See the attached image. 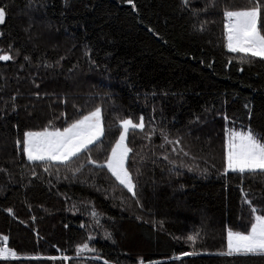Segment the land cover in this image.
<instances>
[{
    "label": "trees",
    "instance_id": "trees-1",
    "mask_svg": "<svg viewBox=\"0 0 264 264\" xmlns=\"http://www.w3.org/2000/svg\"><path fill=\"white\" fill-rule=\"evenodd\" d=\"M250 6L0 0V55L12 56L0 61V247L18 257L0 264H264L218 254L228 229L264 214V174L225 173L228 129L264 137V60L226 48L224 11ZM97 107L102 138L67 165L29 162L17 145ZM141 116L127 137L133 195L97 165L120 121Z\"/></svg>",
    "mask_w": 264,
    "mask_h": 264
},
{
    "label": "snow or ice",
    "instance_id": "snow-or-ice-1",
    "mask_svg": "<svg viewBox=\"0 0 264 264\" xmlns=\"http://www.w3.org/2000/svg\"><path fill=\"white\" fill-rule=\"evenodd\" d=\"M184 2L187 3V0ZM249 2L252 6L243 10L224 11L226 48L231 53H242L244 56L264 60V32L261 30V14L264 11V6L258 0H249ZM128 3L132 4V0H128ZM5 15V10L0 8V24L4 23ZM11 59L12 56L8 54L0 55V61ZM119 126L122 131L119 134V139L111 148L106 163L97 166L106 167L119 184L135 195V184L126 167L129 154L132 151L127 146L126 139L130 130L144 131V117L141 116L138 122L125 118L120 121ZM103 134L102 110L97 107L65 127L63 131L59 129L49 131L48 128L42 131H26L23 139L17 141V145H23L22 151L29 162L45 164L58 162L67 165L81 152L87 151L90 145L100 140ZM163 138L166 143L179 144L178 140H168L166 135ZM224 147L225 173L230 171L239 174H264V137L256 134L251 128L244 131L228 130ZM173 151L176 149L173 148ZM184 154L188 155L187 152ZM88 163L96 164V161L89 157ZM45 171H48L47 167H45ZM251 211L256 213L257 209L253 207ZM92 215L96 216L97 214L93 212ZM253 219L254 222L251 223L249 230H227L226 251L218 253L219 255L264 256V214L254 215ZM3 239L5 242L7 241V237ZM188 240L194 241L195 237L189 236ZM85 250L92 251L87 243L80 247L78 252ZM9 257L18 259L15 251L6 246L0 247V260H8ZM49 259L54 260L56 257H49ZM63 259L69 258L63 257Z\"/></svg>",
    "mask_w": 264,
    "mask_h": 264
},
{
    "label": "rangeland",
    "instance_id": "rangeland-1",
    "mask_svg": "<svg viewBox=\"0 0 264 264\" xmlns=\"http://www.w3.org/2000/svg\"><path fill=\"white\" fill-rule=\"evenodd\" d=\"M5 19H6V15H5ZM4 21H5V20H4ZM2 24H3V23H2ZM0 25H1V24H0ZM103 128H104V127H103ZM228 130L244 131L245 129H236V128H234V129H228ZM49 131H53V130H49ZM61 131H63V130H61ZM227 132H228V131H227ZM226 134H227V133H226ZM127 137H128V135H127ZM101 138H102V137H101ZM101 138H100V139H101ZM98 141H99V140H98ZM98 141H97V142H98ZM97 142H96V143H97ZM126 143H127V139H126ZM93 145H94V144H93ZM114 145H115V144H114ZM90 146H92V145H90ZM90 146H89V147H90ZM127 146H128V143H127ZM128 147H129V146H128ZM127 161H128V160H127ZM126 167H127V162H126ZM128 171H129V170H128ZM229 172H230V171H229ZM126 190H127V189H126ZM134 190H135V188H134ZM130 193H131V192H130Z\"/></svg>",
    "mask_w": 264,
    "mask_h": 264
}]
</instances>
